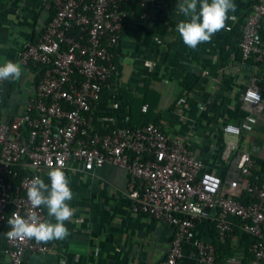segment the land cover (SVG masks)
<instances>
[{"label":"built area","instance_id":"built-area-1","mask_svg":"<svg viewBox=\"0 0 264 264\" xmlns=\"http://www.w3.org/2000/svg\"><path fill=\"white\" fill-rule=\"evenodd\" d=\"M131 1L53 0V13L37 40L19 48L17 62L22 67L39 66L43 71L37 72L35 93L24 114L8 121L0 118V238L14 212L24 218L35 212L46 219L44 206L33 209L27 198L34 177L56 167L77 165L92 173L113 165L128 174L130 210L173 229L167 256L157 264H180L189 243L201 264H216L215 246L212 239L201 237V225L210 232L214 228L222 242L230 239L238 256L246 257V250L240 249L242 238L234 236L235 228L241 236L254 237L247 258L264 264V149L252 151L246 142L260 122L264 126V0H252L237 55L223 69L233 76L248 63L252 74L248 80L241 75L235 80L244 84L239 107L243 117L212 127L213 164L200 157L195 133L174 135L155 124L131 129L125 122L100 133L103 125L94 106L117 73L111 50L128 17L123 6ZM137 3L148 21H163L170 11L166 0ZM3 83L0 80V91ZM249 90L258 92L261 100L248 97ZM187 107L178 103L173 113L188 120ZM18 167L28 174L19 177ZM5 244L8 264H23L26 254L52 251L34 238L9 239L6 234ZM57 264L69 263L60 258Z\"/></svg>","mask_w":264,"mask_h":264},{"label":"crops","instance_id":"crops-1","mask_svg":"<svg viewBox=\"0 0 264 264\" xmlns=\"http://www.w3.org/2000/svg\"><path fill=\"white\" fill-rule=\"evenodd\" d=\"M181 0L168 20L148 21L131 14L122 34V57L117 73L104 89L94 106L102 128H114L124 123L128 108L118 95V89L136 92L146 79L160 94L158 112L165 121L163 127L174 135L195 133L200 157L213 164L215 157V123L241 119L240 95L244 84H237L241 75L248 80L250 64L231 74L223 72L237 55L236 44L252 0H233L236 11L226 27L212 36L211 42L196 49L186 46L177 31L180 22L189 18L179 12ZM53 0H0V66L11 60L17 62V52L28 41H35L51 15ZM19 80H4L0 91V118L4 121L20 117L34 95L37 85L36 67H22ZM227 69H229L227 67ZM181 98L180 100L178 98ZM177 103L188 105V120L177 117L173 110ZM174 105V106H173ZM230 106V107H229ZM227 114V116H226ZM237 118V119H238ZM264 126L259 123L254 133L246 137L252 151L264 149ZM261 141V143L259 142ZM70 180L76 209L65 222L69 235L46 242L52 247L47 254H26L23 264H57L60 258L69 264H157L167 256L173 229L166 223L130 210L125 191L127 172L117 166L104 165L86 173L77 165L63 169ZM45 170L41 178L51 184ZM46 219L55 223L54 217ZM201 237L210 241L212 231L201 225ZM197 236H200L196 232ZM6 246L0 242V264H8ZM180 264H201L189 243L184 247ZM228 264H252L243 255H234Z\"/></svg>","mask_w":264,"mask_h":264},{"label":"clouds","instance_id":"clouds-1","mask_svg":"<svg viewBox=\"0 0 264 264\" xmlns=\"http://www.w3.org/2000/svg\"><path fill=\"white\" fill-rule=\"evenodd\" d=\"M236 11L233 0H181L179 12L189 19L177 26V31L186 46L196 49L199 44L211 42L212 36L226 27L232 17L229 12ZM22 65L11 60L0 66V80H19L22 76ZM255 101H260L258 92L247 93ZM49 184L40 177H34L27 189V198L33 209L45 206L48 216L55 218L44 220L35 212L27 218L12 213L8 220L11 230L7 232L9 239H35L36 242H48L53 239H63L69 235L65 222L76 212L71 207L73 192L70 180L65 171L56 167L48 172Z\"/></svg>","mask_w":264,"mask_h":264},{"label":"trees","instance_id":"trees-1","mask_svg":"<svg viewBox=\"0 0 264 264\" xmlns=\"http://www.w3.org/2000/svg\"><path fill=\"white\" fill-rule=\"evenodd\" d=\"M138 0H132L129 4H126L123 6L125 10L128 11V17L125 19L124 22V28L122 33L119 36L118 43L115 45V47L111 50L114 57H113V63L118 68V64L122 57V34L124 33V30L129 24L130 16L131 14L139 15L141 13V9L138 6L137 3ZM169 4L170 11L166 14L165 20H168L172 12L174 11V8L176 6L177 0H166ZM53 11L51 12V14ZM30 67H33L32 65ZM34 68V67H33ZM37 72L43 71L41 67L37 66L35 69ZM151 81L150 79H146L142 86L138 87L136 89V92H131L126 89H118V95L120 100L125 102L128 111H127V117L125 119V125L129 128H137V127H144L149 124H155L163 127V123L165 121L164 116L158 112L159 107V101H160V94L151 88ZM181 99L180 97L178 98ZM178 104V103H177ZM144 105H147V110L143 111L142 108ZM174 106V105H173ZM1 110V107H0ZM229 121V120H228ZM112 128H99L100 133L105 134L109 133ZM263 163V162H262ZM17 171L19 172V177L25 176L28 174V172L21 167H18ZM19 177L16 178L14 181L15 186L19 183ZM8 214H10V209L8 210ZM237 223L239 221L237 220ZM9 231V225L7 223L6 228L3 230V236L0 238V242L2 244H5L6 242V234ZM236 237H241L240 241V249L246 250V257H249V253L247 251V246L249 244L253 243L255 241V238L249 235L241 236L240 229L237 227L235 228V234ZM212 242L215 246V263L216 264H228L230 260L233 259L234 255L236 254L235 248L231 245L230 239L226 240L225 242H222L219 238L218 232L213 228L212 229ZM46 243V242H43Z\"/></svg>","mask_w":264,"mask_h":264},{"label":"rangeland","instance_id":"rangeland-1","mask_svg":"<svg viewBox=\"0 0 264 264\" xmlns=\"http://www.w3.org/2000/svg\"><path fill=\"white\" fill-rule=\"evenodd\" d=\"M258 137H261L263 140H264V136L260 135V134H257ZM263 145H264V142H263Z\"/></svg>","mask_w":264,"mask_h":264}]
</instances>
